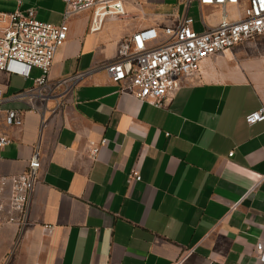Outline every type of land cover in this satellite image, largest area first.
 <instances>
[{"label":"crops","instance_id":"crops-1","mask_svg":"<svg viewBox=\"0 0 264 264\" xmlns=\"http://www.w3.org/2000/svg\"><path fill=\"white\" fill-rule=\"evenodd\" d=\"M121 2L125 14L97 32L98 5L68 21L48 76L52 98L35 88L39 69L0 71V137L10 140L0 176L24 172L37 147L41 159L29 225L0 226V264H263L254 253L264 242V121L250 126L246 116L264 107V38L207 59L157 108L124 94L105 65L137 32L160 34L186 16L202 32L222 11L192 1L197 19L186 0ZM246 5L227 12L236 18ZM30 9L59 25L65 3L0 0V12ZM78 74L68 92L56 88ZM10 110L21 126L6 124ZM102 140L92 158L90 144ZM133 170L141 181L129 183Z\"/></svg>","mask_w":264,"mask_h":264},{"label":"built area","instance_id":"built-area-1","mask_svg":"<svg viewBox=\"0 0 264 264\" xmlns=\"http://www.w3.org/2000/svg\"><path fill=\"white\" fill-rule=\"evenodd\" d=\"M65 11L61 24H49L36 19V11L16 10L0 12V71L29 77L33 68L42 75L35 80V88L47 100L53 97L48 90V76L58 50L68 39V21L96 5L90 30L97 32L107 18L123 16L121 0H63ZM192 1L203 6L221 9V21L216 27L199 32L194 20L184 17L175 27H165L160 34L155 29L135 33L126 39L119 51L118 59L105 65L112 83L124 94L151 106L162 108L170 93L181 86V79L200 74L207 59L226 52L237 45L256 37L264 38V0H186L187 8ZM241 1L247 5L236 18L227 12L229 6ZM82 75H74L56 83V88L65 87L68 92ZM47 91V92H46ZM0 90V103L3 101ZM264 121V107L246 116L252 126ZM6 124L22 125L20 113L10 110ZM10 144L7 137H0V147ZM106 140L90 144V156L96 158ZM41 159L39 148H35L27 168L21 174L0 176V226L16 225L22 233L30 223V209L38 183ZM141 181L138 170L130 174L129 183ZM53 227L47 226L48 233ZM254 257L264 264V242L256 246Z\"/></svg>","mask_w":264,"mask_h":264},{"label":"rangeland","instance_id":"rangeland-1","mask_svg":"<svg viewBox=\"0 0 264 264\" xmlns=\"http://www.w3.org/2000/svg\"><path fill=\"white\" fill-rule=\"evenodd\" d=\"M196 13V14H195ZM197 15V19L200 18V10H199V7H197V5H195L194 3L191 4V7H190V16H195Z\"/></svg>","mask_w":264,"mask_h":264}]
</instances>
